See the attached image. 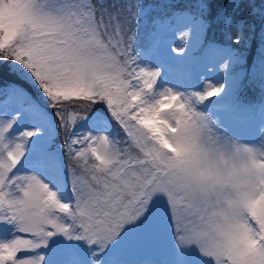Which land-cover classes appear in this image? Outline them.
I'll return each mask as SVG.
<instances>
[{"label":"snow or ice","instance_id":"obj_1","mask_svg":"<svg viewBox=\"0 0 264 264\" xmlns=\"http://www.w3.org/2000/svg\"><path fill=\"white\" fill-rule=\"evenodd\" d=\"M155 8L0 0V264H264V0Z\"/></svg>","mask_w":264,"mask_h":264},{"label":"rangeland","instance_id":"obj_2","mask_svg":"<svg viewBox=\"0 0 264 264\" xmlns=\"http://www.w3.org/2000/svg\"><path fill=\"white\" fill-rule=\"evenodd\" d=\"M150 9V8H149ZM147 24L145 23L144 18L141 19V29L143 30ZM193 60L192 65L189 68L190 73V79L189 83L193 85H198V83L202 82L205 78V76H209L210 78H215V74L211 73V70L209 72H205L203 69V65L200 63H197L198 58V52L197 50H193ZM239 73L241 79L243 76V71H236ZM221 75L223 73H220ZM197 77H199V81L197 80ZM239 120V119H238ZM239 125H232V131H235L243 141L245 142H253L256 138L257 131L260 125V118L258 120L252 119L250 117L239 120ZM132 259H151V260H164L168 257L164 253L163 250H149L144 253L140 254H134Z\"/></svg>","mask_w":264,"mask_h":264},{"label":"trees","instance_id":"obj_3","mask_svg":"<svg viewBox=\"0 0 264 264\" xmlns=\"http://www.w3.org/2000/svg\"><path fill=\"white\" fill-rule=\"evenodd\" d=\"M149 2V0H145ZM247 55V53H245ZM240 69H244V87L238 92V98L243 102L254 103L261 101L264 97V92L261 91L258 85H254L250 79L247 78L249 69L247 67L238 66Z\"/></svg>","mask_w":264,"mask_h":264}]
</instances>
